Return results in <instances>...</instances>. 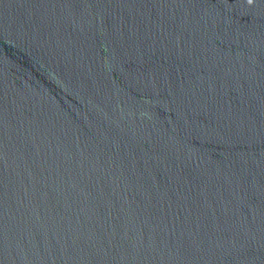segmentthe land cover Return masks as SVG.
Instances as JSON below:
<instances>
[{
    "label": "water",
    "instance_id": "obj_1",
    "mask_svg": "<svg viewBox=\"0 0 264 264\" xmlns=\"http://www.w3.org/2000/svg\"><path fill=\"white\" fill-rule=\"evenodd\" d=\"M0 264H264V0H0Z\"/></svg>",
    "mask_w": 264,
    "mask_h": 264
}]
</instances>
